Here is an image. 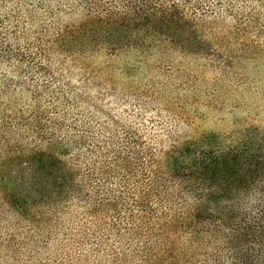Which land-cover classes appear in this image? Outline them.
<instances>
[{
	"label": "trees",
	"instance_id": "obj_1",
	"mask_svg": "<svg viewBox=\"0 0 264 264\" xmlns=\"http://www.w3.org/2000/svg\"><path fill=\"white\" fill-rule=\"evenodd\" d=\"M230 43L264 51V0H0V264H264V135L157 151L60 78Z\"/></svg>",
	"mask_w": 264,
	"mask_h": 264
},
{
	"label": "rangeland",
	"instance_id": "obj_2",
	"mask_svg": "<svg viewBox=\"0 0 264 264\" xmlns=\"http://www.w3.org/2000/svg\"><path fill=\"white\" fill-rule=\"evenodd\" d=\"M229 45L209 58L95 59L60 78L85 115L138 131L157 151L203 133L228 141L264 135V51Z\"/></svg>",
	"mask_w": 264,
	"mask_h": 264
}]
</instances>
